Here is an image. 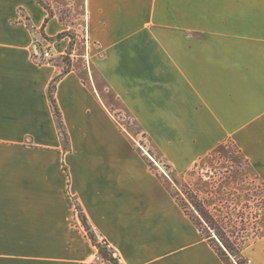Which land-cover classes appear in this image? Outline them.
I'll list each match as a JSON object with an SVG mask.
<instances>
[{"label": "crops", "instance_id": "0c3cea01", "mask_svg": "<svg viewBox=\"0 0 264 264\" xmlns=\"http://www.w3.org/2000/svg\"><path fill=\"white\" fill-rule=\"evenodd\" d=\"M49 2L0 0V239H46L12 241L0 264H111L94 262L97 247L70 228V194L121 264H227L120 129L94 77L174 169L231 141L264 183V0ZM72 29L86 39V74L62 70ZM42 35L57 39L52 64L32 56ZM58 75L67 147L49 96ZM245 253L264 264V235Z\"/></svg>", "mask_w": 264, "mask_h": 264}, {"label": "rangeland", "instance_id": "374dc122", "mask_svg": "<svg viewBox=\"0 0 264 264\" xmlns=\"http://www.w3.org/2000/svg\"><path fill=\"white\" fill-rule=\"evenodd\" d=\"M38 1L46 7L50 4L49 0ZM19 13V20L25 21L30 29H33L23 9H19ZM67 33L71 36L72 40L69 48L62 53V70L69 69L75 64L82 74H86L84 70V63L86 64V62L83 56L86 39L74 29L69 30ZM77 35L78 37H76ZM56 40L44 35L36 40L32 47L34 60L40 64H48L36 59V50L43 51L47 44H51L54 55ZM50 62V64L54 62V56ZM94 80L97 86L102 87L104 97L116 115L120 129L133 137L135 149L147 159L152 170L158 174L176 199L185 204L188 212L194 213V216L199 215L190 203L193 199L192 192L197 191L198 200L203 203L204 207H207L220 220L227 221L225 227L228 236L236 244L235 252L240 250L243 251V254L242 252L241 254L235 252L232 254L223 246V242L218 239L215 233H210L211 230L209 229L205 230L206 234L212 235L213 239L216 240L213 241V244L218 248L219 246L223 247L227 263L252 264L245 252L264 235V183L254 172L249 161L238 147L231 141H225L200 157L192 167L184 170L174 169L169 160L161 153L158 144L150 139L147 132L133 119L120 102L103 89L104 82L101 77L95 76ZM56 123L59 129L57 119ZM59 133L64 146L65 142L60 129ZM64 169L68 172L65 163ZM70 196L74 203L78 200L75 195L70 194ZM74 212V218L69 221L70 228L74 231H82L86 238L91 241L88 231L79 217L76 203ZM8 225L10 229L36 227L34 223L29 222H8ZM94 230L97 232L95 228ZM97 238L98 240L100 239V237ZM14 240H30L45 243L46 239H0V241H8L7 243L0 242V253H2L3 249L6 250L5 253L16 252L14 248H8ZM27 246L31 245L27 244ZM21 249L24 252L23 257L35 256V249ZM94 262H106L99 255L98 248Z\"/></svg>", "mask_w": 264, "mask_h": 264}, {"label": "trees", "instance_id": "16d2710c", "mask_svg": "<svg viewBox=\"0 0 264 264\" xmlns=\"http://www.w3.org/2000/svg\"><path fill=\"white\" fill-rule=\"evenodd\" d=\"M60 78V75L56 76L49 88V96L51 101V106L54 112V115L56 119L58 120L59 129L60 132L63 135L65 145L67 147L69 143L68 133L66 131V127L64 124V121L62 119V113L58 106L56 97H55V89H56V81ZM192 200L191 205L194 207L193 209L198 212L199 215L194 216V213H189L187 208L185 207V204L177 199L181 207L184 209V211L190 216V218L193 220V222L196 224V226L200 229L204 237L209 241V243L217 250L220 257L227 263V260L224 257V249L223 247L219 246V248L213 244L212 235L206 234V229L211 230L210 233H215L218 236V239L223 242V246L230 251L232 254L236 251V244L232 241L231 237L228 236L227 229L225 227V224L227 221L220 220V218H217L207 207H204L203 203L198 200V194L197 191L192 192ZM76 207L79 213V217L88 231V236L91 239L92 243L98 248V253L102 257L104 261H109L111 264H121L120 257L116 254V251L113 249V247L110 245V243L103 237H101L92 227L90 224L81 204L78 200L75 201ZM205 224V226H204ZM208 233V232H207ZM97 237H100L98 240ZM216 241V240H215ZM243 254V251L237 250V254ZM243 263V262H241ZM228 264V263H227Z\"/></svg>", "mask_w": 264, "mask_h": 264}, {"label": "built area", "instance_id": "2783aa9c", "mask_svg": "<svg viewBox=\"0 0 264 264\" xmlns=\"http://www.w3.org/2000/svg\"><path fill=\"white\" fill-rule=\"evenodd\" d=\"M36 59L42 61V62H46L48 64H50V60H52L53 55V47L51 44H47L43 51H39L38 49L36 50Z\"/></svg>", "mask_w": 264, "mask_h": 264}]
</instances>
